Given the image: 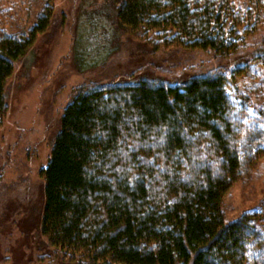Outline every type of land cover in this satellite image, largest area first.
<instances>
[{"label":"trees","instance_id":"trees-1","mask_svg":"<svg viewBox=\"0 0 264 264\" xmlns=\"http://www.w3.org/2000/svg\"><path fill=\"white\" fill-rule=\"evenodd\" d=\"M40 1L0 0V126L15 64L51 23ZM114 2L153 51L223 59L264 28V0ZM130 79L83 85L64 107L40 171L46 245L72 264H264V210L227 221L223 207L264 166V43L232 69Z\"/></svg>","mask_w":264,"mask_h":264},{"label":"rangeland","instance_id":"rangeland-1","mask_svg":"<svg viewBox=\"0 0 264 264\" xmlns=\"http://www.w3.org/2000/svg\"><path fill=\"white\" fill-rule=\"evenodd\" d=\"M52 4L49 28L15 64L6 84L8 110L0 126V264H72L48 247L40 233V171L47 164L63 109L78 88L127 78L136 82L144 76L174 84L192 75L232 69L264 43L262 28L246 48L223 59L209 49L153 51L118 27L114 0ZM258 171L259 178L239 180L224 197L227 221L245 211L264 210V166Z\"/></svg>","mask_w":264,"mask_h":264},{"label":"snow or ice","instance_id":"snow-or-ice-1","mask_svg":"<svg viewBox=\"0 0 264 264\" xmlns=\"http://www.w3.org/2000/svg\"><path fill=\"white\" fill-rule=\"evenodd\" d=\"M161 139H163V137H161Z\"/></svg>","mask_w":264,"mask_h":264}]
</instances>
